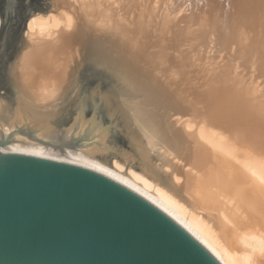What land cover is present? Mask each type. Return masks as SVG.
Returning <instances> with one entry per match:
<instances>
[{
	"label": "bare ground",
	"instance_id": "1",
	"mask_svg": "<svg viewBox=\"0 0 264 264\" xmlns=\"http://www.w3.org/2000/svg\"><path fill=\"white\" fill-rule=\"evenodd\" d=\"M50 1L49 13L29 19L12 68L21 105L0 131L21 135L1 151L101 173L220 264H264V0ZM84 64L115 80L100 98L111 121L124 114L160 130L169 168L147 177L91 159L99 136L80 119L68 132H47Z\"/></svg>",
	"mask_w": 264,
	"mask_h": 264
},
{
	"label": "water",
	"instance_id": "2",
	"mask_svg": "<svg viewBox=\"0 0 264 264\" xmlns=\"http://www.w3.org/2000/svg\"><path fill=\"white\" fill-rule=\"evenodd\" d=\"M17 7L0 14V40L11 42L0 57L6 90L14 65L7 62L32 17ZM18 135L0 131V264H220L117 181L72 163L1 151Z\"/></svg>",
	"mask_w": 264,
	"mask_h": 264
},
{
	"label": "rangeland",
	"instance_id": "3",
	"mask_svg": "<svg viewBox=\"0 0 264 264\" xmlns=\"http://www.w3.org/2000/svg\"><path fill=\"white\" fill-rule=\"evenodd\" d=\"M15 4L21 10H28L31 16L35 14L44 15L51 10L50 0H0V14L2 9L10 11L11 6L13 7ZM23 35L26 38V33ZM24 41L22 40L17 45L15 57L7 64L11 65L15 62L23 49ZM10 46L11 42H7L5 39L0 40V57H3ZM90 62L98 63V58ZM2 65L4 62L0 60V68ZM246 71L250 73L254 69L244 70L242 74ZM1 73L0 124L8 127L14 121L21 104L14 96L13 87L6 90L1 86L2 80L6 79L5 75ZM247 78L248 76L245 79ZM114 81L99 67L91 66L88 68L84 64L79 68L78 78L64 93L61 101L43 126L48 133L61 134L68 132L72 125H75L77 119H80L88 131L96 128L95 134L99 136L94 139L99 145L89 153L91 159L107 166H112L113 162H117L124 167V170L131 168L147 177L155 173L156 168H160L162 171L166 170L169 168L166 162L172 157V151L165 148L158 128L146 129L138 123V120L136 122L130 121V118L124 114H121L116 121H111L105 111L100 98L110 88L114 87ZM134 98L135 96L129 95L127 100L133 102Z\"/></svg>",
	"mask_w": 264,
	"mask_h": 264
}]
</instances>
